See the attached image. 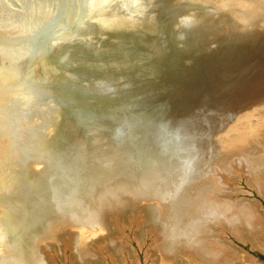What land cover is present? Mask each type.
<instances>
[{
    "label": "bare ground",
    "instance_id": "obj_1",
    "mask_svg": "<svg viewBox=\"0 0 264 264\" xmlns=\"http://www.w3.org/2000/svg\"><path fill=\"white\" fill-rule=\"evenodd\" d=\"M263 118L264 0H0V264H53L65 232L92 264L139 216L157 264H248L218 229L264 232L226 189L240 162L264 193V157L218 167L214 202L186 164Z\"/></svg>",
    "mask_w": 264,
    "mask_h": 264
},
{
    "label": "rangeland",
    "instance_id": "obj_2",
    "mask_svg": "<svg viewBox=\"0 0 264 264\" xmlns=\"http://www.w3.org/2000/svg\"><path fill=\"white\" fill-rule=\"evenodd\" d=\"M260 120V126L258 127L260 132L259 135H256L257 132H253L250 136L245 135L244 140L239 138V134L241 131H244L245 126L248 124L239 125L238 127H243L242 129H237L234 132L223 133L220 136L212 139L210 144H204L200 148L201 153L195 154V158L193 162L190 164H186L188 168H191L192 165H196L195 168H199V174L201 173L200 179L202 180L195 188H187L188 191L192 192L191 194H196L198 196L199 192L205 191V196L209 195V202L216 201L214 197L211 196V190L217 183V177L219 173L217 172V168L229 164L231 160H241L240 158L245 159L249 162L251 155L255 152L258 156H261L262 159L264 157V118ZM257 123V122H256ZM239 138V139H238ZM203 156L205 158H203ZM238 167L237 171H240L238 174H233V176L228 180V184L226 185V189L229 191V186L232 189L233 193L232 197L235 199L234 201H249L257 204L259 211L264 214V193L261 189H259L258 185L253 183L251 180V176L249 175V170L246 165L242 166V163L238 162L235 164V167ZM245 168V171L243 170ZM243 170V171H241ZM220 176V175H219ZM260 193V194H259ZM231 194V193H230ZM229 200V199H228ZM226 201V200H225ZM204 210V209H203ZM215 210V209H214ZM201 211L195 214V219L199 216ZM214 212H218L215 210ZM210 214L201 215L200 218L206 220ZM262 215V214H261ZM139 216V215H138ZM194 216V215H193ZM205 216V217H204ZM211 216V215H210ZM264 217V215H263ZM142 216L138 217V221L136 223L130 222L129 220L124 224L120 225V229L116 228L112 230L109 236H114V241L119 244L115 249L110 245V241L106 239V242H100L101 246L99 247V251L95 252V254L91 256L94 259L92 264H157L155 261V257L157 258V253L155 250L156 242L159 238L158 234L155 231L148 232V226L152 225L151 222L149 224L146 219L144 220L146 223H141ZM143 221V222H144ZM262 229L264 231V220L262 221ZM123 223V222H122ZM145 225V226H144ZM261 226V225H260ZM144 227V228H142ZM122 229V230H121ZM219 235L222 236L223 239H227L226 241H231L234 245L239 247L241 250L246 252V259L249 263L253 264H264V232L259 234L257 238L254 235H248L247 233L238 234L242 238V241H239L235 236L233 230L228 228L226 225H221L218 229ZM259 231V230H258ZM117 232V233H116ZM148 232V233H147ZM257 231H253L255 233ZM236 234V233H235ZM145 235V236H143ZM72 236H74V241H72ZM76 233L75 232H65L63 233L64 243L68 248L64 251H52L51 255L54 257L53 264H85L82 255H79L76 252ZM116 236V239H115ZM105 238V237H104ZM103 237H99V240H105ZM259 238V239H258ZM257 239V240H256ZM247 241H251L247 242ZM96 248V247H95ZM1 255V253H0ZM76 260L74 259V256ZM256 257V261L248 257L250 256ZM0 261H4L2 257H0ZM241 264L242 262H237ZM248 263V264H249ZM245 264V263H242Z\"/></svg>",
    "mask_w": 264,
    "mask_h": 264
},
{
    "label": "water",
    "instance_id": "obj_3",
    "mask_svg": "<svg viewBox=\"0 0 264 264\" xmlns=\"http://www.w3.org/2000/svg\"><path fill=\"white\" fill-rule=\"evenodd\" d=\"M260 194V193H259ZM234 236L239 240V241H242L240 238H238L235 234H234ZM227 240V239H226ZM242 242H244L245 243V241H242ZM247 242H250L251 243V241H247ZM252 244V243H251Z\"/></svg>",
    "mask_w": 264,
    "mask_h": 264
}]
</instances>
